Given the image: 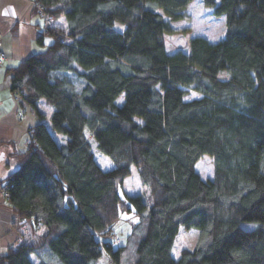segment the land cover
Returning <instances> with one entry per match:
<instances>
[{
  "label": "trees",
  "instance_id": "obj_1",
  "mask_svg": "<svg viewBox=\"0 0 264 264\" xmlns=\"http://www.w3.org/2000/svg\"><path fill=\"white\" fill-rule=\"evenodd\" d=\"M35 1L52 42L8 72L39 122L3 180L25 231L0 264H264V0H202L223 34L172 54L193 0ZM132 166L147 203L121 196ZM179 227L198 236L175 259Z\"/></svg>",
  "mask_w": 264,
  "mask_h": 264
},
{
  "label": "crops",
  "instance_id": "obj_2",
  "mask_svg": "<svg viewBox=\"0 0 264 264\" xmlns=\"http://www.w3.org/2000/svg\"><path fill=\"white\" fill-rule=\"evenodd\" d=\"M33 0H0V43L5 57L0 65V255L21 241L19 220L3 194L5 177L18 165L16 154L26 149L28 129L39 120L26 101L16 102L10 89L9 70L31 55L41 53L52 38L43 34L44 23L32 5ZM42 45L38 42L41 37ZM44 116L50 108L39 100ZM23 229V230H22ZM21 230V231H20Z\"/></svg>",
  "mask_w": 264,
  "mask_h": 264
},
{
  "label": "rangeland",
  "instance_id": "obj_3",
  "mask_svg": "<svg viewBox=\"0 0 264 264\" xmlns=\"http://www.w3.org/2000/svg\"><path fill=\"white\" fill-rule=\"evenodd\" d=\"M187 13L189 20H185L184 22L174 25L177 30L187 28V31L168 34L164 37L165 49L168 54L175 53L179 50L187 52L189 38L192 34H207L208 36L214 38L218 37L221 33L223 34L225 27L224 17H214V20L209 8L204 6L202 0H193L188 5ZM196 97L197 95L195 93H189L185 96V99L190 100ZM122 102L123 96H120L117 100V105H120ZM50 110L52 111L51 108ZM195 171L204 180L212 179L214 175L213 161L209 159L208 156H202V158L195 164ZM120 193L122 198H124V195H140L146 203L148 202L147 198L149 196V191L145 186L140 184L138 174L134 166L130 168V174L123 180ZM135 221L136 218L133 214H121V220L113 230V236H115V240L118 245L124 242L125 235L129 230L128 225L134 223ZM245 225L247 227H252L250 224ZM197 236V229L179 227L173 246V257L175 259L179 258L182 250H192L195 246ZM107 263L108 259L104 253L97 261V264Z\"/></svg>",
  "mask_w": 264,
  "mask_h": 264
},
{
  "label": "built area",
  "instance_id": "obj_4",
  "mask_svg": "<svg viewBox=\"0 0 264 264\" xmlns=\"http://www.w3.org/2000/svg\"><path fill=\"white\" fill-rule=\"evenodd\" d=\"M32 5L36 11V13L38 15L41 16L43 23H44V27L45 28H49L53 25V20L52 18L45 12V8L44 6L38 4L35 0H33ZM1 39V36H0ZM1 46V43H0ZM5 57L4 53L2 52L1 48H0V65H1V61L2 59ZM13 98L16 102H20L21 100H24L25 98V93L21 90L18 91H14L13 92Z\"/></svg>",
  "mask_w": 264,
  "mask_h": 264
}]
</instances>
